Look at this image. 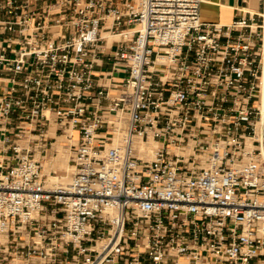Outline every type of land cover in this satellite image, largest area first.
I'll list each match as a JSON object with an SVG mask.
<instances>
[{
	"label": "built area",
	"instance_id": "obj_1",
	"mask_svg": "<svg viewBox=\"0 0 264 264\" xmlns=\"http://www.w3.org/2000/svg\"><path fill=\"white\" fill-rule=\"evenodd\" d=\"M201 2L0 0V264H264V0Z\"/></svg>",
	"mask_w": 264,
	"mask_h": 264
},
{
	"label": "crops",
	"instance_id": "obj_2",
	"mask_svg": "<svg viewBox=\"0 0 264 264\" xmlns=\"http://www.w3.org/2000/svg\"><path fill=\"white\" fill-rule=\"evenodd\" d=\"M261 8V0H202L201 16L206 22L229 24L248 12Z\"/></svg>",
	"mask_w": 264,
	"mask_h": 264
},
{
	"label": "bare ground",
	"instance_id": "obj_3",
	"mask_svg": "<svg viewBox=\"0 0 264 264\" xmlns=\"http://www.w3.org/2000/svg\"><path fill=\"white\" fill-rule=\"evenodd\" d=\"M111 41H115V39L111 38ZM135 141L141 155H143L146 158L153 157L154 149L156 146V143L153 140H150L148 143H143L140 139H135ZM60 149L61 152L59 153V155L55 159H53L54 161L53 166L55 167L54 169L59 173V175L54 176L51 174L52 167H50V165L45 167V172L49 174V180L51 182L59 181L64 183L70 179L71 174L74 170V163H72V161L70 160L69 149H63V145L60 146Z\"/></svg>",
	"mask_w": 264,
	"mask_h": 264
},
{
	"label": "rangeland",
	"instance_id": "obj_4",
	"mask_svg": "<svg viewBox=\"0 0 264 264\" xmlns=\"http://www.w3.org/2000/svg\"><path fill=\"white\" fill-rule=\"evenodd\" d=\"M2 37H6V36H2ZM123 75H125V73H123ZM60 143L63 145V149H68V146L66 145L67 144L66 142H64V141L60 142L59 141L57 146H55L54 148L49 149L47 154L41 157V160H42L43 166H44V172H45V167L50 165V167H52L51 174L54 175V176H58L59 175V173L54 169L55 167L53 166L54 165L53 159H55L59 155V153L61 152L60 151L61 150L60 146H62V145ZM59 144H60V146H59ZM73 159H74V157H73L72 153H70V160L72 161V163H73ZM198 163H199V160H198ZM47 175L49 176V174H47Z\"/></svg>",
	"mask_w": 264,
	"mask_h": 264
}]
</instances>
